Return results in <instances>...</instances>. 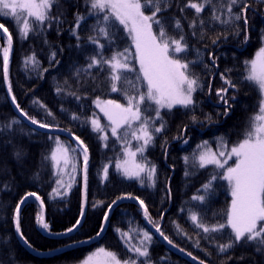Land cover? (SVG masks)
<instances>
[{
	"label": "trees",
	"instance_id": "16d2710c",
	"mask_svg": "<svg viewBox=\"0 0 264 264\" xmlns=\"http://www.w3.org/2000/svg\"><path fill=\"white\" fill-rule=\"evenodd\" d=\"M171 2L173 6L160 15L166 26L181 19L188 51L179 55L185 61H195L190 64L189 75L198 78L199 87L193 93V105L160 109L162 120L154 119L155 104L146 101L141 105L142 119L154 120L149 128L153 139L138 156L140 162L156 168L152 185L127 179L114 167L122 159L124 149L135 150L140 145L131 134L137 130L138 123L125 125L117 137L106 139L89 126V120L97 115L95 101L115 100L127 105L122 92L111 91L106 65L103 70L94 67L85 71L91 56L102 51L107 59L125 48L130 50L129 63L138 69L134 45L123 27L117 24L111 29L112 41L105 39L95 30L98 17L89 14L86 0H58L50 12L54 19L42 26L33 24L27 37L22 35L21 24L14 17L0 15V24L12 37L8 93L3 67L7 41L0 30V264H78L101 247L117 253L122 260L136 259L130 248L140 246L144 231L152 236L151 243L145 242L151 264H197L192 257L205 264H264V248L255 241H241L220 252L218 245L229 242L231 229L204 233L190 219L195 212L208 225L226 223L231 193L228 182L219 177L224 169L201 168L198 156L206 150L222 149L221 137L228 147L237 144L259 111L261 94L254 83L245 79V61L251 60L263 45L264 0H239L233 6V13L246 17L247 24L243 19L229 20L226 8L214 12L209 6L197 16L191 8L180 11L179 5L187 0ZM214 2L218 5L221 0ZM244 5L247 9L241 12ZM103 14L99 13V17ZM78 15L84 17L79 26ZM213 15L228 22L221 23ZM194 17L197 23L189 27ZM200 20L204 21L203 25ZM169 32L176 38L181 34L172 27ZM89 37L99 39L104 49H99ZM32 56L37 63H26ZM137 75L138 72L124 73L131 82L124 84L130 96L136 95L137 90L146 91V82L142 78L137 80ZM225 80L232 81L236 87H229ZM222 88L228 89L230 109L216 95ZM74 116L78 119H73ZM29 117L50 127L41 128ZM161 123L162 131L155 132L154 128ZM70 136L78 137L87 149L88 162L85 212L81 223L68 232L81 216L84 161L81 148ZM57 137L75 149V159L64 177L58 176L51 159ZM213 175L218 178L205 189L203 186ZM28 193H35L43 202L44 220L49 228L45 233L41 231L37 223L40 208L34 199L28 200L20 212L21 232L29 242L25 244L16 232L14 214L16 205ZM194 196H203L204 200H193ZM141 200L155 226L146 218L148 223L159 227L172 241L170 245L180 252L164 244L148 228L138 205ZM113 201L120 203L110 211L104 232L97 240L90 241L100 233ZM122 232H128L129 236H122ZM144 259L139 257L137 264Z\"/></svg>",
	"mask_w": 264,
	"mask_h": 264
},
{
	"label": "snow or ice",
	"instance_id": "6c2138e0",
	"mask_svg": "<svg viewBox=\"0 0 264 264\" xmlns=\"http://www.w3.org/2000/svg\"><path fill=\"white\" fill-rule=\"evenodd\" d=\"M56 3H58V0H0V15L14 17L18 24H22L20 29L22 35L27 37L29 31L33 30V24L42 26L46 21L54 19L50 15V12ZM86 3L89 6V14L98 17V26L95 30L101 36L111 42L113 39L111 29L116 28L118 24L123 27V30L134 45L135 52L133 55L139 64L138 69H136L135 65L129 63L130 50L125 48L123 51L113 53L107 59L103 56L102 51L91 56L89 58L90 63L87 65L85 71L94 67H99L103 70L106 65L108 69L107 83L110 85L111 91L122 92L127 100L126 106L115 100L96 101L97 107L104 113V116L112 126L111 132L113 136L118 134V129L121 127L125 125L131 127L133 121H141L140 127L131 134L136 140H142L143 144L137 147L135 151L126 148L125 156L127 159L118 163L117 168L128 178L141 179V174L146 173L148 179L151 180L156 172L155 166L146 170L145 164L136 161L137 152L142 153L144 148L153 139L149 128L154 123V120L148 117L142 119L141 105L145 104L146 101L155 104L154 119L162 120L160 109L167 108L171 110L175 106L187 108L193 105L192 94L199 87L198 78L189 75L190 64L195 63V61H185L179 55L188 51V44L182 34L183 25L181 24V19H175L174 23L168 26H166L162 19L160 14L173 6L171 0H86ZM238 3L239 0H227L226 3L221 0V3L217 5L214 0H200L198 3L187 0V3L179 5V9L182 13L187 8L194 9L198 16L209 6H211L214 12L226 8L229 20L243 19L244 23L247 24L246 17L233 13V6ZM246 9L247 5H244L241 12H244ZM99 13H104L102 18L99 17ZM183 18L186 19L187 17ZM212 18L221 20L219 15H213ZM82 19H84L83 16H77V26H79V21ZM227 22L226 20H221V23ZM196 23L197 18L194 17L189 23V27H195ZM199 23L203 25L204 21L200 20ZM169 27L181 32L179 38L170 34ZM0 28H3L5 33L8 32V29L4 25L0 24ZM73 34L75 35V33ZM195 34L194 32L193 35ZM89 39L92 43L97 44L99 49H104L105 45L101 44L99 39L93 37H89ZM11 41L12 37L9 34V47L3 49L5 80H7L8 75V58ZM245 41H247V36L245 37ZM53 56H55V53H53ZM29 62L33 64L37 63L35 56L29 57L26 63ZM245 64L247 71L245 79L254 83L261 93L262 98L259 104V111L251 118L249 127L243 134V139L238 141L237 144L229 149L227 142L221 137L219 138V143L223 150L218 154L211 152V150L203 151L198 156L199 167L204 168L206 165L212 164L219 169H224L219 174V177L228 182L231 193V204L226 212V223L208 225L195 212H192L190 215V219L195 227L202 229L204 233L220 232L226 227L231 229L232 235L229 237V242L218 245V251L220 252H226L235 243L241 241H255L258 246L264 248V46L256 52L254 59L245 61ZM125 72H138L137 80L142 78L146 82V91L137 90L136 95H128L124 84L131 82L124 76ZM222 79H224L223 76ZM225 83L231 88L236 87L230 80H225ZM9 91H11L10 86ZM57 91L61 90L57 89ZM227 91V88L218 89L216 95L230 109L231 104H229L227 98ZM235 98V96L232 97L233 100ZM13 101L15 102V97H13ZM17 108H19V105H17ZM23 114L27 115V113ZM225 114H227V111ZM29 119L33 124H38L41 128L50 127L37 121L35 118L29 117ZM73 119H78V117L74 116ZM91 125L94 131L104 130L97 118L91 119ZM163 128L164 124L161 123L160 127L154 128V131L160 132ZM106 138L105 136L104 139ZM207 143L205 141L204 145H207ZM198 147L202 146L198 145ZM71 151L74 152L75 149H71ZM84 151L86 153L87 149L85 148ZM57 153H60L59 158ZM69 153L70 149L64 146L57 137L56 148L52 152L51 159L57 164H59L60 159H63L65 166H67L71 160ZM19 155L17 153V156ZM193 157L196 158L195 153ZM220 157L224 159H220ZM233 159L234 164L228 165V161ZM187 160L188 157H185V161ZM84 163L86 171V155ZM226 165L228 166L225 167ZM217 178L216 175H213L209 183L203 187L208 189L211 181ZM141 183H144L143 179H141ZM27 196H35L36 199H40L35 193H28ZM192 199L203 201L204 197L194 196ZM24 203H26V198L21 199L16 205L14 221L16 231L20 234L21 239L24 240L25 244H29L20 228L21 204ZM140 205L143 207L145 217L155 226V222L149 217L148 209L144 206L142 200L140 201ZM81 216H83V210L81 211ZM104 219L105 221L108 220L107 213H105ZM37 223L43 229L49 228V224L45 222L43 216L38 215ZM80 223L81 221L78 219L73 228H69L67 231H73ZM177 228L180 230L179 226ZM156 230L160 232L159 227ZM117 231L120 230L117 229ZM121 235L128 237L129 233L122 232ZM160 235L169 244H172V241L167 236H164L163 232H160ZM151 241L152 236L149 232L144 231L140 246H132L130 248V251L136 253V259L128 257L122 260L118 257L117 253L101 247L88 255L81 264H137L139 257L145 258L139 264H151L150 253L147 244H145V242L151 243ZM197 247H199L198 243ZM188 255L191 256L192 254L188 253ZM192 258L194 260L197 259V257ZM200 264H205V262L200 260Z\"/></svg>",
	"mask_w": 264,
	"mask_h": 264
},
{
	"label": "rangeland",
	"instance_id": "374dc122",
	"mask_svg": "<svg viewBox=\"0 0 264 264\" xmlns=\"http://www.w3.org/2000/svg\"><path fill=\"white\" fill-rule=\"evenodd\" d=\"M21 27H22V24H21ZM262 46H264V41H263V45ZM261 46V47H262ZM260 49V48H259ZM258 49V50H259ZM257 50V51H258ZM256 51V52H257ZM256 52H255V54H256ZM255 54H254V56H253V58L252 59H254L255 58ZM137 65H138V68H139V64H138V62H137ZM261 94V93H260ZM193 95V94H192ZM262 98V97H261ZM100 101V100H99ZM103 101H105V100H103ZM103 101H101V102H103ZM94 107H95V109H96V112H97V115H95L94 117H92V118H97V119H99V121H100V124H101V127L104 129L103 131H99L100 132V137L102 138V139H104V137L106 136V137H108V136H110V137H117V135L116 136H113L112 135V132H111V124H110V122L108 121V119L104 116V113L100 110V108L99 107H97V104H96V101H95V103H94ZM175 107H181V106H175ZM175 107H173V108H175ZM162 109H167V108H162ZM91 118V119H92ZM91 119L89 120V126H90V129L92 130V131H94L93 130V127H92V125H91ZM101 120H103L107 125H106V127H104V125L102 124L103 122L101 121ZM133 122H135V123H138V128L140 127V124H141V121H133ZM132 122V123H133ZM124 127V126H123ZM122 128V127H121ZM120 128V129H121ZM137 128V129H138ZM120 129H118V132H119V130ZM98 132V131H97ZM135 138H133V140H134ZM136 140V139H135ZM137 141H139L140 142V145L139 146H141L142 144H143V141L142 140H137ZM64 146H67L69 149H70V157H71V160H70V163L67 165V166H65V164H64V161H63V159H60L59 160V164H57L55 161H53L54 162V166H55V170H56V172H57V174H58V176H62V177H64V175H65V173H66V171H68L69 170V168H70V166H71V164H72V162H73V160L75 159L74 158V153L71 151V147H69L66 143H62ZM138 146V147H139ZM232 146H230V147H228L229 149L231 148ZM55 148H56V145H55ZM55 148H54V150H55ZM127 149H130V150H132V151H135L134 149H131V148H127ZM146 149V147L144 148V150ZM53 150V151H54ZM221 150H223V149H219L218 151H212L211 150V152H214V153H219ZM206 151H208V150H206ZM144 152V151H143ZM142 152V153H143ZM141 153L140 152H137V155H136V161L138 162V163H142V162H140L139 160H138V156L140 155ZM57 156H58V158L60 157V153H57ZM125 159H127V157L125 156V149L123 150V157H122V159L121 160H119V161H117V162H115L114 163V167H115V169L118 171V172H120L125 178H127V179H134V180H138V181H140V183H141V179H143L144 180V183H142V184H145V185H152L153 184V180H154V176L152 177V179L150 180V179H148V177H147V175H146V173H142L141 174V179H137V178H128V177H126L124 174H123V172L120 170V169H118L117 168V164L118 163H120V162H122V161H124ZM220 159H224L223 157H220ZM142 164H144V163H142ZM234 164V159L233 160H229L228 161V165H233ZM146 165V164H145ZM228 165H226L225 167H227ZM206 166H214V167H216L215 165H212V164H209V165H206ZM205 166V167H206ZM147 168H150V167H148L147 165H146V170H147ZM27 197V196H26ZM25 197V198H26ZM26 203H27V201H26ZM25 203V204H26ZM38 205V204H37ZM25 206V205H24ZM39 207V206H38ZM24 208V207H23ZM22 208V209H23ZM40 208V207H39ZM44 208V207H43ZM21 209V210H22ZM40 212H41V209H40ZM16 228V227H15ZM17 232V231H16ZM18 235H20V234H18ZM95 251V250H94ZM93 251V252H94ZM92 252V253H93ZM91 254V253H90ZM89 254V255H90ZM88 256V255H87ZM86 256V257H87ZM85 257V258H86ZM84 258V259H85ZM83 259V260H84ZM82 260V261H83ZM82 261H80L78 264H81V262Z\"/></svg>",
	"mask_w": 264,
	"mask_h": 264
},
{
	"label": "water",
	"instance_id": "95a60500",
	"mask_svg": "<svg viewBox=\"0 0 264 264\" xmlns=\"http://www.w3.org/2000/svg\"><path fill=\"white\" fill-rule=\"evenodd\" d=\"M0 30H1V32H2V34L5 36V39H6V41H7V48L9 47V44H8V34L7 33H5L4 32V30L2 29V28H0ZM10 55H11V47H10V51H9V58H8V66H9V60H10ZM5 78V77H4ZM5 85H6V88H7V91H8V93H9V86H8V75H7V80H5ZM10 96V95H9ZM69 138H71L80 148H81V151H82V153H83V156L85 157V155L87 156V162H88V152H86L85 153V151H84V147L81 145V143L77 140V139H75V138H73V137H69ZM85 176H86V171H85V163H84V161H83V165H82V200H81V211L83 210V215H84V212H85V202H86V180H85ZM30 199H34L35 201H36V203L38 204V206L40 207V209H41V216H43V218H44V208H43V204L41 203V200L40 199H36V197L35 196H27L26 197V201H28V200H30ZM120 202H115L114 204H112L110 207H109V209L107 210V214H108V216H109V213H110V211L114 208V207H116V205H118ZM24 205H25V203L24 204H21V209L24 207ZM138 205H139V207L141 208V212H142V215H143V220H144V222L146 223V225L148 226V228H150V230H152V232L164 243V244H166V245H168V246H170L173 250H175V251H178V252H180L179 250H177L175 247H173V246H171L161 235H160V232H157V230H156V228H154V227H152L149 223H148V221H147V219H146V217H145V215H144V210H143V208L141 207V205L138 203ZM82 218H83V216H80V221L82 220ZM105 225H106V221H105V219H103V221H102V227H101V229H103V230H100V233L95 237V238H93L92 240H90V241H95V240H97L100 236H101V234L104 232V229H105ZM78 226V225H77ZM76 226V227H77ZM41 231L43 232V233H45V229H43V228H41ZM17 234H19L18 232H17ZM194 262L195 263H197V264H200L199 262H197L196 260H194Z\"/></svg>",
	"mask_w": 264,
	"mask_h": 264
}]
</instances>
